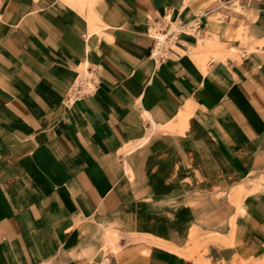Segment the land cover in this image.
Returning <instances> with one entry per match:
<instances>
[{
  "label": "crops",
  "instance_id": "obj_1",
  "mask_svg": "<svg viewBox=\"0 0 264 264\" xmlns=\"http://www.w3.org/2000/svg\"><path fill=\"white\" fill-rule=\"evenodd\" d=\"M151 26L173 36L161 61ZM252 170L264 0H0V264H194L188 232ZM236 230L204 260L264 258V195Z\"/></svg>",
  "mask_w": 264,
  "mask_h": 264
},
{
  "label": "rangeland",
  "instance_id": "obj_2",
  "mask_svg": "<svg viewBox=\"0 0 264 264\" xmlns=\"http://www.w3.org/2000/svg\"><path fill=\"white\" fill-rule=\"evenodd\" d=\"M83 74L81 72L79 76L81 77ZM236 179L234 178L233 188L227 196L219 193L216 197L218 216L221 215L216 230L208 231L193 228L188 232L184 252L187 254L186 258L193 261L194 264H210L208 260L203 258L204 255L208 254L209 245H216L219 248L221 245L232 244V237L237 233L236 220L247 213L253 200L264 195V171L256 174L252 170L245 178ZM223 204L230 207L233 214H230L231 212L223 214ZM263 262L264 258L258 260L234 256L231 260L215 261L211 264H264Z\"/></svg>",
  "mask_w": 264,
  "mask_h": 264
},
{
  "label": "built area",
  "instance_id": "obj_3",
  "mask_svg": "<svg viewBox=\"0 0 264 264\" xmlns=\"http://www.w3.org/2000/svg\"><path fill=\"white\" fill-rule=\"evenodd\" d=\"M189 30L193 31V26H189ZM155 34H161L163 36V41L159 42ZM147 35L153 40V48L150 55L154 60L161 61L166 57L167 50L172 44L173 36L168 35L167 32H162L157 26H151L147 30ZM96 87L97 81L91 71L83 74L81 77L78 76L68 89L66 103L68 105L73 104L75 101L93 92Z\"/></svg>",
  "mask_w": 264,
  "mask_h": 264
},
{
  "label": "bare ground",
  "instance_id": "obj_4",
  "mask_svg": "<svg viewBox=\"0 0 264 264\" xmlns=\"http://www.w3.org/2000/svg\"><path fill=\"white\" fill-rule=\"evenodd\" d=\"M67 4L69 5H73V6H77L79 7L81 10H85L87 8V6L89 5V1L90 0H64ZM96 20L91 18L90 19V23L93 26V22H95ZM95 25V24H94ZM156 38L159 40V42L163 41V36L160 34H155ZM264 263V262H263Z\"/></svg>",
  "mask_w": 264,
  "mask_h": 264
}]
</instances>
